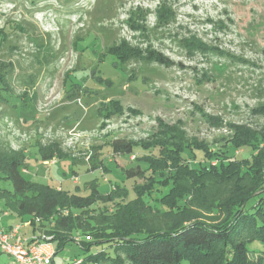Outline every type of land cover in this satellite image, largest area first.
I'll return each mask as SVG.
<instances>
[{
	"label": "rangeland",
	"instance_id": "374dc122",
	"mask_svg": "<svg viewBox=\"0 0 264 264\" xmlns=\"http://www.w3.org/2000/svg\"><path fill=\"white\" fill-rule=\"evenodd\" d=\"M162 1L172 5L175 21L157 28L151 14L140 23L145 32H135L130 13L138 8L152 13ZM191 35L211 50L189 56L181 39ZM122 39L153 46L171 66L135 59L121 64L106 48ZM0 73L13 88L10 100L0 97V140L27 149V179L71 192L94 180L102 194L116 186L128 189L132 182L124 169H136L133 156H114L105 146L106 170L91 169L94 146L112 138L148 137L159 118L181 120L189 135L216 149L232 143L229 124L264 126L257 110L264 105V0H0ZM25 94L35 96V104L16 98ZM111 100L122 111L106 118L100 110ZM215 118L225 126L215 127ZM38 139L57 141L77 160L43 161L36 153ZM253 151L249 145L229 153L247 159ZM184 155L194 163L203 159L199 151ZM87 187L82 194H90ZM17 223L21 233L34 235L0 202V229ZM255 244H249L248 256L264 259ZM101 247L92 246L90 253ZM85 255L72 241L58 252L55 264H71ZM7 256L0 254V264L7 263Z\"/></svg>",
	"mask_w": 264,
	"mask_h": 264
},
{
	"label": "trees",
	"instance_id": "16d2710c",
	"mask_svg": "<svg viewBox=\"0 0 264 264\" xmlns=\"http://www.w3.org/2000/svg\"><path fill=\"white\" fill-rule=\"evenodd\" d=\"M151 14L157 28L176 19L172 5L162 1L152 13L142 8L130 13L129 25L135 32H145L140 23ZM181 45L189 56L211 50L195 35L183 37ZM106 50L121 64L133 59L165 67L172 64L153 46L143 48L126 39ZM0 97H13V88L1 73ZM16 98L35 104L36 97ZM117 102L103 104L101 114L109 118L121 113ZM257 110L264 115V105ZM157 124L148 137L112 138L94 146L95 153L89 151L91 169L106 170L101 158L105 146L114 156H133L138 165L124 169L132 182L130 188L116 186V191L107 194L100 192L96 180L88 184L91 191L85 195L82 192L88 185L71 192L27 179L23 173L27 149L0 140V202L8 212L28 220L37 236L32 241L50 236L55 256L69 242H77L86 255L76 259L80 263L71 264H264V259L248 256L249 244L254 242L264 253V126L229 124L232 143L216 149L189 135L181 120L166 123L159 118ZM214 126L225 125L215 118ZM35 144L43 161L68 156L77 160L57 141L38 139ZM249 145L254 149L251 158L229 153L231 148L238 151ZM187 150L201 152L203 159L188 160ZM141 163L147 168L141 169ZM94 245L102 247L90 253Z\"/></svg>",
	"mask_w": 264,
	"mask_h": 264
},
{
	"label": "built area",
	"instance_id": "2783aa9c",
	"mask_svg": "<svg viewBox=\"0 0 264 264\" xmlns=\"http://www.w3.org/2000/svg\"><path fill=\"white\" fill-rule=\"evenodd\" d=\"M46 162L53 163L54 160ZM73 179L77 181V177ZM36 237V235L22 236L19 226L0 229V254L8 255L6 264H55V247L51 237L41 235L38 242L32 241ZM75 262L80 263L81 260Z\"/></svg>",
	"mask_w": 264,
	"mask_h": 264
},
{
	"label": "crops",
	"instance_id": "0c3cea01",
	"mask_svg": "<svg viewBox=\"0 0 264 264\" xmlns=\"http://www.w3.org/2000/svg\"><path fill=\"white\" fill-rule=\"evenodd\" d=\"M45 162H46V161H45ZM16 216H17V215H16ZM19 218H20V217H19ZM20 219H21V221H22L23 223L26 224V226L31 227L30 224H27V221H28L27 219H26V221H23L22 218H20ZM15 225H19V223H17V224H10V225L5 226L4 228H10V227L15 226ZM31 230H32L31 232L34 233V231H33L34 228H33V227H31ZM19 232H20V229H19ZM37 233H38V231H37ZM20 234H21L22 236H24V237H28V235H26V234H24V233H21V232H20ZM34 234H35V233H34ZM29 237H30V236H29ZM56 256H57V255H56ZM56 256H55V258H56ZM54 263H55V259H54Z\"/></svg>",
	"mask_w": 264,
	"mask_h": 264
}]
</instances>
